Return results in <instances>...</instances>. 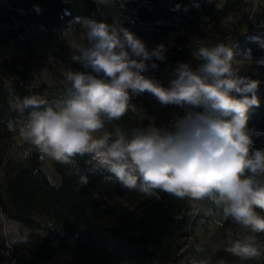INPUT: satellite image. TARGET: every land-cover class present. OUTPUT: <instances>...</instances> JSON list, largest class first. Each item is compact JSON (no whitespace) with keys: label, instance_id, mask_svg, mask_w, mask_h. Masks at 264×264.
Here are the masks:
<instances>
[{"label":"clouds","instance_id":"1","mask_svg":"<svg viewBox=\"0 0 264 264\" xmlns=\"http://www.w3.org/2000/svg\"><path fill=\"white\" fill-rule=\"evenodd\" d=\"M71 23L83 31L82 41H68L71 60L90 71L69 70L64 96L51 102L36 94L14 96L10 107L17 116L7 121L8 130L43 157L71 165L81 186L90 174L101 173L104 182L147 198L160 200L163 192L177 199H207L222 206L226 219L264 232V215L256 211L264 212V150H253V136L261 133L247 127L249 110L259 107V81L239 74L241 60L232 46L202 41L193 51L197 67L178 62L164 87L143 74L153 57L164 59L162 44L149 51L116 21L76 17ZM72 29L70 24L62 35ZM144 92L161 105L185 109L184 115H175L169 127L107 131L106 122L136 111L131 94ZM78 156L88 157L86 172ZM227 250L245 260L261 255L254 237L230 241ZM196 251L202 252V245Z\"/></svg>","mask_w":264,"mask_h":264},{"label":"trees","instance_id":"2","mask_svg":"<svg viewBox=\"0 0 264 264\" xmlns=\"http://www.w3.org/2000/svg\"><path fill=\"white\" fill-rule=\"evenodd\" d=\"M5 2L6 6L0 7V23H13V16H18L49 32L67 28L76 17L92 18L101 7L99 0ZM244 5L245 0H112L109 8L145 43L149 51L161 44L164 46V59L153 57L143 74L168 87L173 71L163 73V68L169 63L186 62L195 69L199 61L194 58L193 51L202 41L232 46L237 59L246 53L264 56L263 37L256 36L254 31L240 29L235 22L230 25L224 23L230 13L240 11ZM128 6L134 9L128 10ZM261 7L264 13V3ZM8 34L13 38L24 35V23L9 28ZM153 62L158 65L155 69L151 67ZM240 68V75L259 81L256 92L259 107L249 110L247 127L261 133L253 136V150H264V62L258 63L254 70L241 64ZM29 77L28 67L16 56L0 58V213L9 202L16 218L27 226L42 225L36 218L38 211L62 222L57 242L40 235L22 238L21 241L34 250L33 261L50 264H142L144 260L154 258L158 264L177 262L183 239L193 233L198 221L187 198L177 199L163 192L160 200L147 198L118 183L104 182L101 173L90 174L89 183L81 186L71 165L53 160L61 176V182L56 183L43 168L41 153L36 148L24 159L14 162L5 181L2 180L1 165L5 154L1 148L13 144L18 136L6 127L7 121L17 116L10 102L14 96L43 93L42 88L30 87ZM67 86L56 94L55 99L64 96ZM153 98L148 92L131 94V103L136 105V111H128L118 121L106 122V129L112 132L119 126L130 132L134 127L149 126L151 122L144 115L150 113ZM168 106L179 116L185 113V109L178 106ZM87 159V156L76 157L80 169L85 172ZM256 211L264 215L261 210ZM228 223L230 221L225 220L224 224ZM257 234L264 240V232ZM234 240L232 237L231 241ZM3 247L7 248L5 244ZM228 248L207 252L211 253L212 264L239 261L264 264V248L258 247L260 256L246 260L232 254ZM206 256L210 259L209 254ZM194 260H200V252H195Z\"/></svg>","mask_w":264,"mask_h":264},{"label":"rangeland","instance_id":"3","mask_svg":"<svg viewBox=\"0 0 264 264\" xmlns=\"http://www.w3.org/2000/svg\"><path fill=\"white\" fill-rule=\"evenodd\" d=\"M99 2L101 7L90 19L105 21L109 24L116 21L122 24L116 13L109 8L112 0H107V3L101 2V0ZM263 3L264 0H245L244 7L240 11L230 13L224 19V23L230 25L235 22L240 29L254 31L256 36L264 38V13L261 7ZM5 6V0H0V7ZM127 8L128 10L134 9L132 6ZM20 22L24 23L25 34L17 38L9 36V28L17 26ZM122 26L124 25L122 24ZM71 27L73 29L65 37L62 33L67 28L61 31L49 32L43 27H35L27 23L18 16H13V23L10 21L0 23V58L11 59L16 56L20 63L26 65L29 69L30 87L34 89L42 88L43 93L40 96L48 98L50 102L56 100V94L66 85L65 77L69 70L90 71L85 70L79 63L71 60L72 50L68 41L83 40V31L80 26L71 23ZM245 56H249L250 61L244 60ZM240 60V64L245 68L254 70L258 63L264 62V56H254L246 53ZM177 64L178 62L167 64L163 68V73L174 71ZM156 80L158 81V79ZM175 115L177 114L168 105H161L154 97L150 113L144 115V118L159 128L169 127ZM34 148L32 145L20 141L19 136L13 144L1 148V151L5 154L1 165V178L3 181H5L8 172L14 166V162L24 159ZM42 159L43 168L50 179L53 182H58L60 177L53 165L54 159L43 156ZM188 200L193 206V214L198 216V221L193 233L183 239L179 259L174 264L192 263L195 252H197V245L203 247V251L200 252V259H207L208 264H212L211 253L207 252L229 247L232 237L235 239L254 237L256 245L264 248V240L259 238L257 232L253 233L251 229L236 224L230 217L226 219L222 206L217 208L207 199L202 201ZM36 218L41 222V226L30 227L25 225L16 218L13 206L9 202L7 203V208L0 213V258L3 261L2 264H50L40 260L33 261L34 250L21 240L27 235H40L57 242L62 231V222L48 218L41 211L36 213ZM225 220H229L230 223L224 224ZM3 244L7 248H4ZM205 253L210 255V259ZM142 264L158 263L154 258H148ZM234 264L246 263L239 261Z\"/></svg>","mask_w":264,"mask_h":264},{"label":"crops","instance_id":"4","mask_svg":"<svg viewBox=\"0 0 264 264\" xmlns=\"http://www.w3.org/2000/svg\"><path fill=\"white\" fill-rule=\"evenodd\" d=\"M59 177H60V178H59V181H58V182H56V183H60V182H61V176L59 175Z\"/></svg>","mask_w":264,"mask_h":264},{"label":"built area","instance_id":"5","mask_svg":"<svg viewBox=\"0 0 264 264\" xmlns=\"http://www.w3.org/2000/svg\"><path fill=\"white\" fill-rule=\"evenodd\" d=\"M260 214V213H259ZM261 215V214H260Z\"/></svg>","mask_w":264,"mask_h":264}]
</instances>
